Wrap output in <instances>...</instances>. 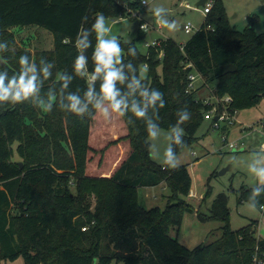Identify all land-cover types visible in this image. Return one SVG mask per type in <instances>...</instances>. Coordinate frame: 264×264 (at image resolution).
Instances as JSON below:
<instances>
[{
	"label": "trees",
	"instance_id": "trees-1",
	"mask_svg": "<svg viewBox=\"0 0 264 264\" xmlns=\"http://www.w3.org/2000/svg\"><path fill=\"white\" fill-rule=\"evenodd\" d=\"M121 1L133 10L139 7L135 0ZM99 13L117 18L127 10L117 0H0V43H11L15 27L43 28L52 33L53 49L28 56L38 73L46 63L55 65L50 69L52 78L40 74L38 95L23 104L0 106V264L17 259L24 264H264V239L256 236L259 222L232 230L226 194L213 200L209 214L189 203L188 166L173 170L154 162L146 131V122L172 130L179 119L177 111L187 107L191 119L179 125L185 145L171 141V146L178 154L196 141L210 107L197 100L196 93L186 92L192 70L184 69L187 62L217 95L232 97V109L257 104L264 96V32L255 34L250 27L236 30L215 0L183 51L169 38L146 54L135 42L121 41L125 64L131 62L139 76L140 67L147 65V75L141 79L159 89L166 104L162 109L149 107L147 116L137 119L130 109L141 98L127 87L133 72L125 67L128 79L118 88L129 111L121 116L109 108L105 117L102 109L108 104L100 97L101 79L88 80L94 67L95 33L85 52L87 72L81 77L72 69L77 35L90 28ZM144 35L139 27L138 38ZM129 47L136 49L135 57L128 54ZM225 65H234L237 71L226 74ZM19 67L0 56V72H7L8 78L19 75ZM64 74L72 77L66 88L60 79ZM90 87L91 102L86 95ZM69 94L87 105L82 118L65 107ZM97 102L101 108L95 107ZM14 145L22 162H12ZM162 184L169 190L165 209L143 208L138 188ZM258 188L264 185L243 190L239 203L255 200L264 206V191L257 195ZM89 192L96 194L94 211L83 203ZM210 196L211 190L202 201ZM185 214H196L201 222L223 223L222 236L207 245L185 247L169 235L171 227L181 226Z\"/></svg>",
	"mask_w": 264,
	"mask_h": 264
},
{
	"label": "rangeland",
	"instance_id": "rangeland-1",
	"mask_svg": "<svg viewBox=\"0 0 264 264\" xmlns=\"http://www.w3.org/2000/svg\"><path fill=\"white\" fill-rule=\"evenodd\" d=\"M212 1L214 5L215 0ZM197 2V0H153L147 7L139 6L135 9L140 13L138 18L132 17L131 14L117 18L105 16L106 23L111 29L109 36H115L120 42H135L142 54L148 52L146 44L165 38L173 40L178 45L185 44L206 21V16L201 12L202 7L197 6ZM187 4L194 9L187 8ZM219 4L231 26L236 30L243 31L250 27L255 34L264 32V0H219ZM155 7H162L167 17L176 22L175 30L170 31L159 24L152 12ZM141 21L150 27L144 37L138 38ZM185 24L192 25L193 32L185 33L181 29V26ZM12 32L14 39L11 43L7 41V48L0 52V56L5 61L19 64L21 55L34 56L35 53L38 54L43 50L53 49L52 33L43 28L15 27ZM146 75L145 66H141V78H145ZM200 89L199 95L202 99L209 95L208 90ZM236 115L238 122L235 125L222 124L220 130L214 129L211 121L204 119L195 134L196 141L177 154L179 166L187 165L192 178L193 197L187 198L189 203L196 208L200 207L202 213L209 214L213 200L219 194H226L231 229L239 230L251 224L252 221H258L256 236L264 239V215L260 209L252 208L248 202L239 203L243 190L264 185L250 171L251 166L264 167V96L257 104L237 110ZM112 126L116 125L112 124ZM112 126H110L111 131H113ZM222 134L227 136L228 142L236 144V148L226 146L222 142ZM172 135V130L158 129L156 137L149 136L151 158L159 165H163L164 151L171 145ZM13 151L12 162H22L16 152V145L13 146ZM228 167L229 170L221 175L220 172ZM209 190H211V196L202 201ZM138 195L143 208L158 207L164 210L169 190L164 184L140 187ZM83 203L89 205L90 211H94L96 194L89 192ZM93 223V221L90 222L87 227L92 226ZM222 227L221 222H201L196 214H185L181 226L171 227L169 235L177 238L185 247L193 249L198 245H207L218 240L222 236ZM85 229L86 227L83 228ZM7 264H24V262L18 259L9 261Z\"/></svg>",
	"mask_w": 264,
	"mask_h": 264
},
{
	"label": "clouds",
	"instance_id": "clouds-1",
	"mask_svg": "<svg viewBox=\"0 0 264 264\" xmlns=\"http://www.w3.org/2000/svg\"><path fill=\"white\" fill-rule=\"evenodd\" d=\"M147 0H142L145 4ZM153 15L157 18L160 25L168 30H175L177 24L174 20H170L165 10L162 7H155L152 9ZM87 22V17L82 18ZM147 24H142L141 29L146 28ZM111 32L110 27L106 23V18L102 13L96 15L94 22L90 28H83L77 35L74 42V46L78 50L77 56L73 60L72 69L77 76H84L88 67V56L85 52L88 48L92 47L91 37L93 33L96 36V45L92 53V60L94 67L92 71V80L96 81L101 79L100 84V97L103 101H106L108 107L102 109V115L105 117L108 115L109 108L113 113L121 116L127 115L129 111V102L125 96L121 94L118 84H123L128 77L125 74L124 68L128 67L133 72L130 83L127 87L131 89L133 93L139 94L141 98L140 102L135 100L131 104V112L137 119H144L147 116L149 107L153 109H162L165 107L164 94L157 88H150L143 79L137 74V68L132 65L131 62L125 64L124 57L122 55L123 49L120 41L115 36H109ZM7 41L0 43V50L7 48ZM128 54L135 57L137 55L134 47H129ZM19 75L13 74L11 78H8L7 72H0V106L6 104H23L29 101L32 97L38 95L41 87L40 74L42 73L45 79L52 78L50 69L55 67L53 63H46L43 68L40 69V73L37 72L36 64L30 60L28 55H21L19 57ZM145 71H147V65H145ZM7 79V83H6ZM62 87H67L68 83L72 80L71 76L67 74L61 75ZM89 98V102L94 97V88L90 87L86 93ZM68 104L65 106L67 110L77 117H83L86 113L87 105H82L81 99L76 94H69ZM96 108H101L100 102L95 105ZM47 110L52 111V105H47ZM179 117L177 125L173 127L172 141L175 145L183 147L185 145L184 129L179 125L191 119V113L184 107L177 111ZM146 131L149 136L156 137L158 135L159 126L152 122H146ZM179 158L176 151L171 145L167 146L164 151L163 165L166 168L176 169L179 167ZM250 171L253 172L260 183L264 184V167L257 168L255 166L250 167ZM264 189H256L255 192L258 195ZM252 208L261 207L258 201L253 200L251 204Z\"/></svg>",
	"mask_w": 264,
	"mask_h": 264
},
{
	"label": "built area",
	"instance_id": "built-area-1",
	"mask_svg": "<svg viewBox=\"0 0 264 264\" xmlns=\"http://www.w3.org/2000/svg\"><path fill=\"white\" fill-rule=\"evenodd\" d=\"M136 2H138L139 6H141L142 8L147 7L151 1L153 0H147V2L145 4L142 3V0H135ZM212 0H208L207 3L205 4V6L202 7L201 12L203 13V15L207 16L211 10H212ZM118 4H121L123 7L126 8L127 10V14H131L132 17H139V12H136L135 10L131 9L128 7V5L126 3H123L121 0H117ZM187 8L190 9H194L191 8L190 5H186ZM142 24H147L144 21L140 22V29H141V25ZM148 25V24H147ZM149 25L144 28L142 31L143 32H147L149 29ZM210 29V26L208 27ZM183 30L185 31V33L190 34L191 32H193V27L190 24H185L183 25ZM168 38L165 39H161V40H166ZM161 40L155 41L152 44H146V46L148 48H156L158 46H160L161 44ZM184 49V44L180 45V50L183 51ZM162 56V53L161 55ZM184 69H192L191 72L189 73L188 76V83H187V88H186V92L187 93H199V88L201 89H206L209 92V95L206 99H202L201 97L198 96L197 100L203 102L205 105L209 106V110L205 113L204 115V119L211 121L212 123V127L214 129H221V125L224 124L226 126H232L235 125L237 120H236V113L237 111L232 109V104H233V99L231 96L229 95H225V96H219L216 94V91L214 88H212L206 81V79L193 67V65L191 63H185L184 64ZM90 82H92V78L89 79ZM200 89V90H201ZM222 142L230 147V148H236V144H234L233 142H228L227 140V136L222 134L221 136ZM192 192H190V197L192 196ZM261 212L264 213V206H262L260 208ZM257 258H254V261H256Z\"/></svg>",
	"mask_w": 264,
	"mask_h": 264
},
{
	"label": "water",
	"instance_id": "water-1",
	"mask_svg": "<svg viewBox=\"0 0 264 264\" xmlns=\"http://www.w3.org/2000/svg\"><path fill=\"white\" fill-rule=\"evenodd\" d=\"M197 6H204L208 0H197ZM183 28V25L181 26V29ZM224 72L226 74L228 73H234L237 71V68L234 65H225L223 66ZM20 167H22V163L20 164ZM229 170L228 168L223 169L220 174L223 175Z\"/></svg>",
	"mask_w": 264,
	"mask_h": 264
},
{
	"label": "crops",
	"instance_id": "crops-1",
	"mask_svg": "<svg viewBox=\"0 0 264 264\" xmlns=\"http://www.w3.org/2000/svg\"><path fill=\"white\" fill-rule=\"evenodd\" d=\"M207 3V2H206ZM205 6V5H204ZM201 7H203V6H201ZM192 8V7H191ZM22 29V28H21ZM183 29V28H182ZM11 31H14V29H11ZM89 79H91V76L90 75H88V80ZM211 86V85H210ZM212 87V86H211ZM212 88H214V87H212ZM215 89V88H214ZM205 90V89H204ZM197 95H199V93L197 94ZM199 97H200V95H199ZM208 97V95H206V97L204 98V99H206ZM237 116V115H236ZM236 120H237V117H236ZM237 122H238V120H237ZM236 122V123H237ZM258 226H259V223H258ZM257 231H258V228H257ZM261 239V238H260ZM18 260V259H17ZM2 264H7V262H3Z\"/></svg>",
	"mask_w": 264,
	"mask_h": 264
}]
</instances>
